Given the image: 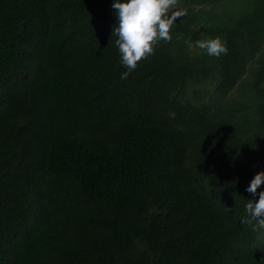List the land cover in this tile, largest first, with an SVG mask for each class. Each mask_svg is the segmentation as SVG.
<instances>
[{
  "label": "trees",
  "instance_id": "1",
  "mask_svg": "<svg viewBox=\"0 0 264 264\" xmlns=\"http://www.w3.org/2000/svg\"><path fill=\"white\" fill-rule=\"evenodd\" d=\"M114 2L0 0V264H264V0H179L126 79Z\"/></svg>",
  "mask_w": 264,
  "mask_h": 264
},
{
  "label": "clouds",
  "instance_id": "2",
  "mask_svg": "<svg viewBox=\"0 0 264 264\" xmlns=\"http://www.w3.org/2000/svg\"><path fill=\"white\" fill-rule=\"evenodd\" d=\"M179 0H115L112 7L116 10L118 26L113 35L118 39L116 44L122 58V64L128 69L121 76L126 79L134 71L141 60L147 59L155 52V46L160 42H171V29L177 20L187 15L185 9L178 7ZM196 46L209 56L216 58L226 55V42L220 37L205 38L197 41ZM264 184V171L259 172L251 180L246 191L253 196ZM257 201L249 200L246 212L256 220L243 219L244 224H253V230L264 228V191L258 193ZM229 211L231 209L228 208Z\"/></svg>",
  "mask_w": 264,
  "mask_h": 264
}]
</instances>
